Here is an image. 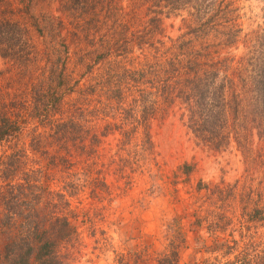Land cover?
<instances>
[{
	"label": "rangeland",
	"instance_id": "1",
	"mask_svg": "<svg viewBox=\"0 0 264 264\" xmlns=\"http://www.w3.org/2000/svg\"><path fill=\"white\" fill-rule=\"evenodd\" d=\"M114 1L128 11L136 5H141L138 13H145L148 8L143 0ZM228 1L231 0H225L221 8L216 1L215 8L212 6L200 23L214 15L215 9L221 10L224 18L234 25L233 36L221 37L208 28L203 33L206 38L197 41L225 44L219 53L218 66L219 78L227 76L233 81L225 93V100L231 104L228 144L209 147L193 136L186 123L187 116L181 115L180 86L170 83L173 88L167 98L149 96L147 106L154 99L158 103L164 99L172 102L164 109L158 106L150 116H147L149 112H143L146 106L137 92L128 95L127 102L132 99V115H128L131 118L124 127L128 135L118 130L107 133L88 161L85 160L91 171L89 178L104 180L110 194L98 188L95 196L90 197L87 188L79 196L80 202L74 199L79 209H91L96 235L85 231L83 246L73 264H118L116 255L128 252L134 254L131 264H138L135 256L139 253L154 257L170 250L178 252V264H189L212 260L215 254L209 250L224 240L240 239L255 230L264 231V107L252 97V87L242 86L238 78L247 77L264 58V0H232V6ZM3 2L20 8L23 22L33 34L35 48L23 56L18 74L17 70H12V75L5 72L9 64L0 59V87L5 91L6 86L7 91L9 80L15 82L12 93H17L15 99L21 104L19 116L25 120L33 116L29 127L38 126L35 142L40 146L39 156L43 157L44 151L52 154L58 149V140L70 138L72 133L43 127L42 116L50 112H56L52 114L54 117L74 114L95 121L105 116H123L114 109L118 105L115 100L118 91L106 72L115 69L111 67L117 60L112 43L117 36L109 37L110 48L96 43L100 34L90 46L82 32L83 2ZM66 3L70 6L63 13L62 6ZM95 10L97 15L98 5ZM186 10L168 7L161 10V25L154 37L147 40L145 54L150 57L161 54L164 62L181 53L177 46L183 41L197 37L199 24L189 25V8ZM61 15L64 18L59 24ZM152 16L153 13L149 18ZM141 51L135 45L130 55L135 57ZM176 59L187 60V57L181 55ZM28 73L32 74L31 80ZM86 89L91 92L83 98L82 90ZM45 108L52 109L47 112L49 109ZM75 108L82 110L72 111ZM103 129L102 124L97 126V135ZM25 142H32L30 134ZM86 146L90 147L87 143ZM75 154H78L74 157L77 162L87 157L79 151ZM28 166L31 168V163ZM100 231L105 232L106 242L102 241ZM97 239L100 241L96 243Z\"/></svg>",
	"mask_w": 264,
	"mask_h": 264
},
{
	"label": "trees",
	"instance_id": "2",
	"mask_svg": "<svg viewBox=\"0 0 264 264\" xmlns=\"http://www.w3.org/2000/svg\"><path fill=\"white\" fill-rule=\"evenodd\" d=\"M3 1L0 0V59L9 64L5 72L12 75V70H17L15 73L18 74L23 56L27 50L35 48V43L29 26L23 22L20 8ZM68 1L73 4L83 2L85 5L82 32L90 46L95 44L99 34L100 40L97 39L96 43L105 47L108 45V48L115 45L113 51L117 60L111 66L115 69L106 72L118 91L115 98L118 105L114 109L123 116H105L95 121L87 119L89 116L74 114L54 117L52 114L56 112H50L42 116L40 123L43 127L72 133H69L70 138L58 140V149L52 154L44 151L41 157L38 154L40 146L35 142L38 126L29 127L33 116L27 120L19 116L21 104L15 99L18 98L17 93H12L15 82L9 80L7 91L6 86L5 91L0 87V264H73L83 246L85 231L91 236L96 235L95 217L91 209H79L74 199L80 202L78 198L87 188L90 197L95 196L98 188L106 189V194L109 193L107 185L103 184L104 180L89 178L91 171L86 162L94 152V147L100 144L101 137L107 133L118 130L122 135H128V130H124L125 121L131 118L128 115H132V99L127 102L128 95L137 92L146 106L143 112H149L147 116H150L155 114L158 106L164 109L172 102L164 99L159 104L154 99L147 106L148 97L167 98L173 88L170 83L180 86L181 115L187 116L186 123L193 136L209 147L221 148L228 144V108H231V104L225 100V93L233 86V81L227 76L219 78L221 70L218 66L221 62L219 53L225 44L197 43L206 38L203 33L208 28L221 37L233 36L234 25L224 18L225 14L221 10L215 9L214 15L200 23L213 9L212 6L215 8L216 1L221 8L225 0H209L212 4L207 0H143L148 6L145 13L136 12L141 5L133 6L128 11L114 0ZM228 4L232 6L234 3L231 0ZM69 6L70 3L64 4L61 12L65 13ZM166 7L177 11H187L186 8H189V25L199 24V27L195 39L185 40L181 46H177L181 53L163 62L165 58L161 54L155 53L150 57L143 52V48L147 40L156 34V29L161 25V10ZM151 13L153 16L149 18ZM89 15L92 17L88 19ZM138 15L148 18L142 19ZM63 18L62 15L58 18L59 24H62ZM140 25L142 27L138 28ZM111 35L117 36L112 46L109 39ZM134 41L137 43L133 44ZM158 43L162 44L159 40ZM135 45L142 51L131 57ZM150 47H153V41ZM154 49L159 50V47ZM181 55L187 60L176 59ZM26 75L31 80L32 74ZM183 75L185 77H181ZM247 75L244 78L238 76L239 81L242 86L249 84L252 87V97L264 107V58ZM90 92L82 90L83 98ZM45 109H49V112L52 108ZM81 110L75 108L72 111ZM101 124L104 129L97 135L96 127ZM28 134L32 140L29 144L25 142ZM86 143L90 145L89 148ZM76 151L87 157L77 162L74 158L78 155ZM30 163L31 168H28ZM100 234L102 241L106 242L105 232L100 231ZM99 241L97 239L96 243ZM170 247L177 248L174 245ZM167 252L154 257L144 252L135 258L138 264H178V252ZM209 252L215 254L212 260L189 264H264V231L255 230L240 239L224 240ZM131 255L134 254H117L116 262L131 264ZM223 257L226 259H220Z\"/></svg>",
	"mask_w": 264,
	"mask_h": 264
}]
</instances>
